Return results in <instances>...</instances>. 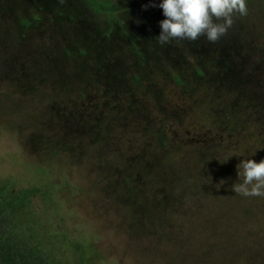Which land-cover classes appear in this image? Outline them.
<instances>
[{
    "label": "rangeland",
    "instance_id": "obj_1",
    "mask_svg": "<svg viewBox=\"0 0 264 264\" xmlns=\"http://www.w3.org/2000/svg\"><path fill=\"white\" fill-rule=\"evenodd\" d=\"M0 0V188L52 264H264V0L161 45L162 0ZM155 5V6H153Z\"/></svg>",
    "mask_w": 264,
    "mask_h": 264
},
{
    "label": "clouds",
    "instance_id": "obj_2",
    "mask_svg": "<svg viewBox=\"0 0 264 264\" xmlns=\"http://www.w3.org/2000/svg\"><path fill=\"white\" fill-rule=\"evenodd\" d=\"M159 7L166 17L160 21L161 45L174 39L196 41L201 37L215 43L233 26L234 16L248 14L246 0H162ZM237 169L241 182L235 183L232 191L245 197H264V160L257 163L245 159Z\"/></svg>",
    "mask_w": 264,
    "mask_h": 264
},
{
    "label": "trees",
    "instance_id": "obj_3",
    "mask_svg": "<svg viewBox=\"0 0 264 264\" xmlns=\"http://www.w3.org/2000/svg\"><path fill=\"white\" fill-rule=\"evenodd\" d=\"M96 12L115 19L117 9L108 1L88 0ZM36 189L21 190L15 194L0 188V264H52L50 254L33 235L26 237L19 231L21 214L28 209Z\"/></svg>",
    "mask_w": 264,
    "mask_h": 264
}]
</instances>
